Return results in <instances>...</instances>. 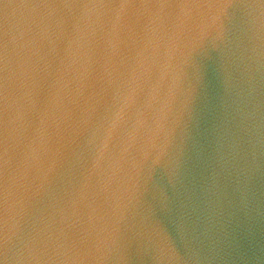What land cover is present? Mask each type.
Masks as SVG:
<instances>
[{
  "label": "water",
  "instance_id": "1",
  "mask_svg": "<svg viewBox=\"0 0 264 264\" xmlns=\"http://www.w3.org/2000/svg\"><path fill=\"white\" fill-rule=\"evenodd\" d=\"M41 14L0 0V264H264V0Z\"/></svg>",
  "mask_w": 264,
  "mask_h": 264
},
{
  "label": "snow or ice",
  "instance_id": "2",
  "mask_svg": "<svg viewBox=\"0 0 264 264\" xmlns=\"http://www.w3.org/2000/svg\"><path fill=\"white\" fill-rule=\"evenodd\" d=\"M97 6L104 7L110 13V19H115L116 10L122 8L167 7L176 9L185 6L186 0H90ZM25 6L42 10L39 16H25L17 22V31L20 38L25 42L36 39L43 29L49 30L51 24L46 10L55 8L58 11L72 6H77L80 0H23ZM29 50L22 48L18 57V63L22 65L24 57ZM13 55L12 37L6 22H0V176H6L8 165V153L4 125L7 118V104L10 94L9 68ZM17 93L23 96V89H17Z\"/></svg>",
  "mask_w": 264,
  "mask_h": 264
}]
</instances>
